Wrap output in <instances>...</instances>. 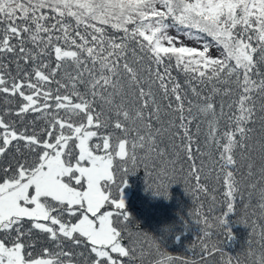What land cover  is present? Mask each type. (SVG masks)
Segmentation results:
<instances>
[{
	"label": "snow or ice",
	"instance_id": "1",
	"mask_svg": "<svg viewBox=\"0 0 264 264\" xmlns=\"http://www.w3.org/2000/svg\"><path fill=\"white\" fill-rule=\"evenodd\" d=\"M0 264H264V0H0Z\"/></svg>",
	"mask_w": 264,
	"mask_h": 264
},
{
	"label": "trees",
	"instance_id": "2",
	"mask_svg": "<svg viewBox=\"0 0 264 264\" xmlns=\"http://www.w3.org/2000/svg\"><path fill=\"white\" fill-rule=\"evenodd\" d=\"M169 192L168 200L145 192L143 173L138 172L127 177L123 198L126 210L137 221L141 230L160 236L161 229L165 226L177 225V237L170 236L163 243L170 253L180 254L195 239L193 232H185L179 227L180 216L191 207V202L179 184L171 186ZM226 227L231 230L233 239L225 243V250L234 254L245 241L247 230L234 224L231 219H228Z\"/></svg>",
	"mask_w": 264,
	"mask_h": 264
}]
</instances>
